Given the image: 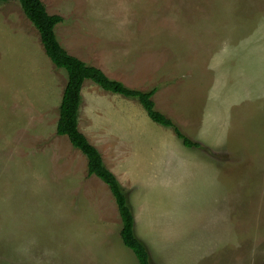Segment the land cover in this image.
Returning <instances> with one entry per match:
<instances>
[{"label": "rangeland", "instance_id": "obj_1", "mask_svg": "<svg viewBox=\"0 0 264 264\" xmlns=\"http://www.w3.org/2000/svg\"><path fill=\"white\" fill-rule=\"evenodd\" d=\"M42 2L75 14L83 0ZM141 2L110 6L143 18L158 11L146 12ZM172 11L176 28L161 24L160 15L152 36L172 45L179 62L203 40L226 43L200 54L211 60L213 91L223 90L215 97L226 102L196 110L197 119L193 110H170L175 102L163 91L181 77L161 78L168 46H148L142 64L152 77L147 89L161 85L155 107L177 112L171 117L184 133L192 130L185 134L199 147H185L172 128L151 121L135 98L90 81L81 89L78 129L119 181L149 264H264V0H177ZM67 18L57 31L71 53L137 87L133 69L121 74L76 16ZM65 84V71L46 56L19 0L0 1V264H138L121 241L108 187L86 173L85 156L55 132ZM45 150L53 160L48 172Z\"/></svg>", "mask_w": 264, "mask_h": 264}, {"label": "crops", "instance_id": "obj_2", "mask_svg": "<svg viewBox=\"0 0 264 264\" xmlns=\"http://www.w3.org/2000/svg\"><path fill=\"white\" fill-rule=\"evenodd\" d=\"M52 1L54 2V4L58 3L57 0ZM42 3L45 5V9L48 14L58 15L63 19L62 22L58 23L55 26V33L59 43L69 54L78 57L76 54L69 51V49L63 42V39H60L57 30L64 22L68 21L67 17L69 15H75L78 19V28L89 35L88 40L91 41L94 46L97 45L98 47L102 48L103 51H108L111 64H115L116 69L121 70V74L124 70V72L127 74L130 70L133 69V80L137 82L141 80L139 84L135 83L134 86L137 87L133 88L147 89V87L152 84V77L150 76V74H148L146 69H143L142 65L150 55V49H148V46L167 45L162 44L161 40H158L154 36H152V27L155 25L156 20L161 15V24L165 22L166 25L170 22L171 30L175 29L177 26L175 13L172 11V8L177 3V0H142L141 3L145 4L146 12H149L152 9L158 10L145 15L144 18L143 15L139 14L138 12H128L129 8L127 9V15H125L123 12L114 11L110 6L113 5L114 0L112 2L111 0H83V3L81 2V6H79L78 9L76 8L77 10L75 14H73V9L62 10L63 8L61 9V7L56 8V5L53 7L51 2L50 4L44 2ZM52 7L55 9L52 10ZM261 11L262 8L260 6V12ZM252 28H255V25L248 29L250 30ZM77 35L81 36L82 33L77 31ZM221 45H226V43L209 44V40H203L197 50L195 49L194 51L193 47H189V49H187L186 59L182 60L181 62L177 60L178 55L175 53V51H170V47H172V45H167V50L164 53H167L169 55V58L167 60L166 58H163L162 61L164 63L163 70H167V73L165 74V72H163L161 74V78L173 79L177 76V73L179 74L178 76L181 77V79H179L177 83H171L170 85L168 84L164 91L161 89V92L163 91L165 94H168L169 100L171 102L176 103L172 104L170 110L176 108H178L179 110H193L192 113H189L191 120H193L194 118L197 119L196 110L208 108L210 107V104L215 102H226L225 100H220V98H223L220 95L221 93H223V90L217 89L216 91H213L215 87L213 81V73H211V71L209 72V63L211 60L207 62V56H200V54L204 52L205 47L208 48V52L210 54L212 50L216 52L218 46ZM78 58L81 59L80 57ZM99 68L101 69V67ZM191 70L198 72V74L194 76L193 74H191ZM182 77H184L183 80ZM110 78L121 81L124 84L132 83L130 82L131 80H129L127 77L124 79L120 77ZM178 83L180 86H176ZM2 85L3 87L1 88V91L4 92L5 79L2 80ZM174 86L177 87L175 90V95L170 97V88ZM213 92L215 94H213ZM217 92H220L219 97H215V95L218 94ZM0 107H5L4 96H0ZM18 107H21V105ZM225 107L230 108L232 106ZM167 112L168 114L176 118H178L179 116L175 111ZM196 122L198 123V121H195L194 123ZM187 130L185 129V131H187L185 133H190L192 131L190 129ZM1 138L3 139L4 137ZM14 138H16V136ZM3 147L4 146H0L1 149ZM49 149H52V147ZM47 151L48 150H45V156H49L48 158H50L48 160L47 169L43 165L41 167V170L40 168H36L38 175L39 172H43L45 169L47 172L49 169L50 171L53 170L52 155H49ZM51 153L53 152L51 151ZM50 176H54V173H50ZM69 182L70 179H67L66 188L68 189L70 188L69 186H67ZM72 188H74V186Z\"/></svg>", "mask_w": 264, "mask_h": 264}, {"label": "trees", "instance_id": "obj_3", "mask_svg": "<svg viewBox=\"0 0 264 264\" xmlns=\"http://www.w3.org/2000/svg\"><path fill=\"white\" fill-rule=\"evenodd\" d=\"M19 2L24 15L37 30L46 56L56 68L63 69L66 73V84L60 100L55 132L57 135L65 136L71 146L85 156L87 174L100 179L108 187L120 218L119 235L123 245L132 251L138 264H149L146 246L135 236L134 216L119 181L105 166L97 148L78 129V110L83 82L89 80L104 91L126 98H135L151 121L172 128L185 147H199V144L180 129L173 117L155 107L153 95L161 85L139 89L110 78L99 67L69 54L62 47L57 39L55 26L63 19L58 15L48 14L41 0H19Z\"/></svg>", "mask_w": 264, "mask_h": 264}]
</instances>
